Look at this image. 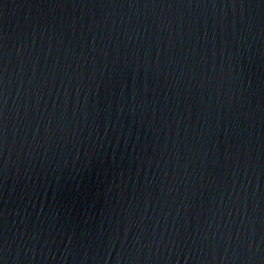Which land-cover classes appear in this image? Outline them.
Returning <instances> with one entry per match:
<instances>
[{"label":"water","instance_id":"obj_1","mask_svg":"<svg viewBox=\"0 0 264 264\" xmlns=\"http://www.w3.org/2000/svg\"><path fill=\"white\" fill-rule=\"evenodd\" d=\"M0 264H264V0H0Z\"/></svg>","mask_w":264,"mask_h":264}]
</instances>
